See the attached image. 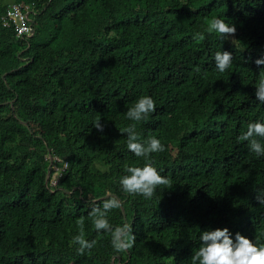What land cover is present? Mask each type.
I'll return each instance as SVG.
<instances>
[{
  "label": "trees",
  "instance_id": "trees-1",
  "mask_svg": "<svg viewBox=\"0 0 264 264\" xmlns=\"http://www.w3.org/2000/svg\"><path fill=\"white\" fill-rule=\"evenodd\" d=\"M13 7L32 37L5 24ZM212 17L234 24V37L208 33ZM218 51L233 56L223 73ZM262 54L264 0H0V264H191L200 234L218 228L264 243V157L238 140L264 122ZM145 95L156 110L136 131L165 146L147 159L170 181L151 199L119 183L146 160L123 132ZM110 196L122 201L110 225L136 237L120 253L90 216ZM81 220L96 241L83 254Z\"/></svg>",
  "mask_w": 264,
  "mask_h": 264
},
{
  "label": "clouds",
  "instance_id": "clouds-1",
  "mask_svg": "<svg viewBox=\"0 0 264 264\" xmlns=\"http://www.w3.org/2000/svg\"><path fill=\"white\" fill-rule=\"evenodd\" d=\"M208 33H217L222 39L234 37L236 27L234 24L226 23L225 19L212 17L207 24ZM33 32L26 38L20 36L17 39H27L32 37ZM194 39H204L202 33H195ZM232 53L227 51H218L215 53L216 70L220 73L229 69L232 64ZM254 64L260 70V78L256 86L255 96L258 101L264 103V54L261 58L254 60ZM199 71V69H197ZM156 110L155 101L150 96H141L134 105L128 109L126 117L134 123L123 129L127 135V148L134 153L136 157L146 158L142 167L129 166L125 169L128 173L120 178L119 183L123 191L129 195H140L145 199H151L159 186H168L170 181L152 165L147 158L151 154L165 151V146L155 137H149L141 141L140 135L136 131V122L146 121L149 115ZM93 127L102 132L104 125L98 116ZM258 138H264V122H251L247 126L246 132L238 137L239 141H246L249 150L257 158L264 157V143ZM52 169V168H51ZM258 203L264 205V197L257 196ZM122 206L115 196L105 199L102 207H93L90 216L93 218V224L97 231L104 230L111 233V245L117 252H124L133 247L136 237L133 234L132 227L125 223L122 226L113 228L108 221V213L113 209H119ZM81 232L73 237V243L78 245L77 251L81 254L85 250H91L96 241L85 239L83 232V220H81ZM227 228L204 231L200 234V245L194 249L190 257L191 264H264V243H253L252 240L235 234V240Z\"/></svg>",
  "mask_w": 264,
  "mask_h": 264
},
{
  "label": "bare ground",
  "instance_id": "bare-ground-1",
  "mask_svg": "<svg viewBox=\"0 0 264 264\" xmlns=\"http://www.w3.org/2000/svg\"><path fill=\"white\" fill-rule=\"evenodd\" d=\"M28 14L23 13L17 7H13L7 12L6 25L14 24L17 29L18 36L28 37L34 30L30 25L27 24Z\"/></svg>",
  "mask_w": 264,
  "mask_h": 264
},
{
  "label": "rangeland",
  "instance_id": "rangeland-1",
  "mask_svg": "<svg viewBox=\"0 0 264 264\" xmlns=\"http://www.w3.org/2000/svg\"><path fill=\"white\" fill-rule=\"evenodd\" d=\"M63 167H65V165H63ZM63 167H60V168H57V167H54V173L52 175V179H51V183L52 184H55L56 180H57V177L60 175V171L62 170Z\"/></svg>",
  "mask_w": 264,
  "mask_h": 264
},
{
  "label": "water",
  "instance_id": "water-1",
  "mask_svg": "<svg viewBox=\"0 0 264 264\" xmlns=\"http://www.w3.org/2000/svg\"><path fill=\"white\" fill-rule=\"evenodd\" d=\"M52 168V157H50V165L48 167V173H47V176H49V173H50V170Z\"/></svg>",
  "mask_w": 264,
  "mask_h": 264
}]
</instances>
